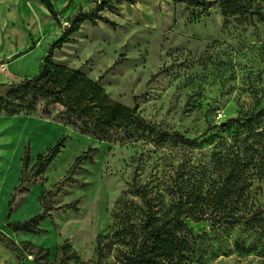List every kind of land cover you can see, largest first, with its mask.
I'll use <instances>...</instances> for the list:
<instances>
[{
    "label": "rangeland",
    "instance_id": "1",
    "mask_svg": "<svg viewBox=\"0 0 264 264\" xmlns=\"http://www.w3.org/2000/svg\"><path fill=\"white\" fill-rule=\"evenodd\" d=\"M95 1L52 0L50 8L37 0L45 9L36 0L4 4L0 84L39 73L73 15ZM256 7L264 13V1ZM104 15L117 27L84 22L54 62L99 80L113 101L137 104L138 114L166 133L130 125L101 137L81 131L82 121L61 104L13 93L22 110L0 114V231L19 244V264H124L144 241L149 213L164 219L179 206L201 216L264 208V98L255 109L264 92V21L251 13L224 16L220 3L203 10L173 0L122 2ZM10 92L1 87L0 97ZM63 140L42 174L23 184L24 160L27 174ZM90 147L98 148L95 162H84L75 175L84 183L68 184L53 201L57 207L80 200L79 210L36 220L41 194ZM14 222H30V230ZM186 222L178 231L182 252L151 264H264L263 224ZM0 257L3 264L17 261L2 251Z\"/></svg>",
    "mask_w": 264,
    "mask_h": 264
},
{
    "label": "trees",
    "instance_id": "2",
    "mask_svg": "<svg viewBox=\"0 0 264 264\" xmlns=\"http://www.w3.org/2000/svg\"><path fill=\"white\" fill-rule=\"evenodd\" d=\"M174 2H187L191 6L201 7L206 10L213 5L220 3L224 16L234 15L236 13H251L258 15L264 21V13L260 12L255 4L257 1L264 0H173ZM122 2L135 4L136 0H98L89 10L80 9L70 20L68 27L63 31L61 37L55 40L49 47L47 54L43 58L39 73L23 79L19 82L10 84H0L1 87L9 86L11 88L10 95L0 97V114L4 111L15 113L21 111L22 107L17 101L15 92H24L33 97V102L38 100V96L47 98L46 105L59 103L64 106L67 112L73 114L82 121L79 126L83 132H88L101 137H108L113 128H121L126 126H136L144 131L154 134H164L166 130L158 128L155 124L146 120L138 114V105L134 107L126 106L120 102L113 101L108 93L100 85L99 80L87 77L79 69L67 67L65 65L56 64L54 62L55 51L61 50L65 45L75 42L73 36L80 31L84 22L89 21L93 25L99 22L108 23L117 27V23L104 15L105 11L114 12L118 9V5ZM56 21L59 17L55 10H51ZM156 77L154 75L152 80ZM264 98V92L258 98L255 109H257ZM35 104V103H34ZM34 104H30L28 108L33 111ZM27 109V110H29ZM85 118L91 119V126ZM231 121H235L232 119ZM230 121V122H231ZM182 141L193 143L183 135H180ZM65 140L57 143L50 152L43 156L40 155L36 165L31 172L27 174L28 158L24 160L22 178L23 184L32 181L33 177H39L46 167L57 157L61 151ZM98 148L90 147L76 159L75 163L68 170V173L60 179L49 191L41 194V201L44 202L43 212L35 218L40 221L44 218H52V213L57 211L79 210L80 200L72 203H65L60 206H54L53 201L60 193H62L68 184H83L76 173L82 168L84 162L94 163L93 153ZM12 205V201L10 202ZM12 210V209H11ZM190 218L194 222H202L214 220L219 222L244 221L253 224L264 225V208H259L249 215H223L210 214L206 216L197 215L192 208L183 209L178 207L172 217L158 218L153 213H149L146 222L143 225L144 241L142 245L131 255H129L124 264H151L160 259H172L180 254L184 247L183 240L178 236V231L187 227L186 219ZM18 228L30 230V222H14ZM21 225V226H20ZM36 233L45 232L44 229L38 227L31 228ZM0 243L6 249L16 255L17 260L22 263L24 260L23 252L19 244L0 231Z\"/></svg>",
    "mask_w": 264,
    "mask_h": 264
},
{
    "label": "crops",
    "instance_id": "3",
    "mask_svg": "<svg viewBox=\"0 0 264 264\" xmlns=\"http://www.w3.org/2000/svg\"><path fill=\"white\" fill-rule=\"evenodd\" d=\"M8 1L9 0H0V9H1V7L4 5V4H6V3H8ZM36 2H37V0H36ZM38 3V2H37ZM38 5L41 7L42 6V9H45V5H43L42 3L40 4V3H38ZM30 50H32L31 49V47H30ZM7 65V64H6ZM4 252V253H6L7 255H11L12 256V252H8L7 250H6V248H2L1 246H0V252ZM15 255V254H14ZM16 256V255H15ZM17 259V258H16ZM18 261V260H17ZM16 260H13V262L11 263V264H19L20 262L18 261L17 262ZM0 264H3L2 262H1V257H0Z\"/></svg>",
    "mask_w": 264,
    "mask_h": 264
},
{
    "label": "water",
    "instance_id": "4",
    "mask_svg": "<svg viewBox=\"0 0 264 264\" xmlns=\"http://www.w3.org/2000/svg\"><path fill=\"white\" fill-rule=\"evenodd\" d=\"M46 3H47V6L50 8L53 6L52 0H46Z\"/></svg>",
    "mask_w": 264,
    "mask_h": 264
},
{
    "label": "built area",
    "instance_id": "5",
    "mask_svg": "<svg viewBox=\"0 0 264 264\" xmlns=\"http://www.w3.org/2000/svg\"><path fill=\"white\" fill-rule=\"evenodd\" d=\"M3 71H4V66H0V74H2L3 73Z\"/></svg>",
    "mask_w": 264,
    "mask_h": 264
}]
</instances>
